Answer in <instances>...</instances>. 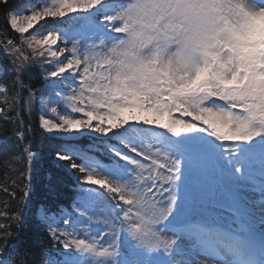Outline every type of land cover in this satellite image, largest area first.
Segmentation results:
<instances>
[{"label":"snow or ice","instance_id":"snow-or-ice-1","mask_svg":"<svg viewBox=\"0 0 264 264\" xmlns=\"http://www.w3.org/2000/svg\"><path fill=\"white\" fill-rule=\"evenodd\" d=\"M0 264H264V0H0Z\"/></svg>","mask_w":264,"mask_h":264},{"label":"trees","instance_id":"trees-1","mask_svg":"<svg viewBox=\"0 0 264 264\" xmlns=\"http://www.w3.org/2000/svg\"><path fill=\"white\" fill-rule=\"evenodd\" d=\"M3 158L0 157V160H2ZM8 169H5L3 163H0V183L4 182V172L7 171ZM3 194L0 193V196H2Z\"/></svg>","mask_w":264,"mask_h":264}]
</instances>
